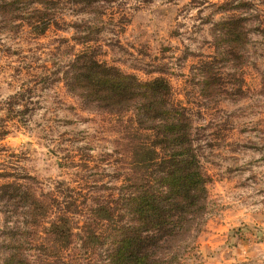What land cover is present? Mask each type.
Listing matches in <instances>:
<instances>
[{"label":"rangeland","instance_id":"1","mask_svg":"<svg viewBox=\"0 0 264 264\" xmlns=\"http://www.w3.org/2000/svg\"><path fill=\"white\" fill-rule=\"evenodd\" d=\"M46 3L48 10L38 0L17 9L18 19L0 13V260L18 224L32 260L97 262L98 241L87 236L110 222L90 208L114 201L129 171L130 113L111 114L66 89L63 71L90 46L139 79L166 78L190 115L208 175L206 211L164 264H264V0ZM33 7L51 17L39 20ZM229 17L244 18L247 33L236 66L216 47V23ZM204 60L221 72L214 90L198 84ZM16 190L28 199L18 203ZM31 198L45 202L44 217L41 208L27 212ZM56 214L72 232L59 257L42 252L51 243L33 232Z\"/></svg>","mask_w":264,"mask_h":264},{"label":"trees","instance_id":"2","mask_svg":"<svg viewBox=\"0 0 264 264\" xmlns=\"http://www.w3.org/2000/svg\"><path fill=\"white\" fill-rule=\"evenodd\" d=\"M33 1L0 0L1 16L18 19L16 15L20 14L16 10L26 9ZM52 1L38 0L47 10L46 2ZM32 9L39 20L51 17V12ZM30 18H26L27 24L31 23ZM243 19L229 17L216 23V47L232 60L233 66L241 58L238 53L247 41ZM87 39L91 38L86 36ZM213 62L204 60L197 66L201 75L198 84L204 90H214L216 84H222L221 72L214 69ZM63 82L68 91L86 104L122 117L130 113L125 119L130 133L129 171L114 201L111 198L106 204L90 208L92 214L110 222L106 232L88 233L87 238L98 241L97 248L92 249H98L96 264H164L176 259L174 248L206 211L208 175L194 143L190 115L174 102L168 80L163 76L139 79L102 61L93 48L86 46L71 58L63 71ZM12 197L18 203L28 199L17 190ZM26 207L27 212L41 208V218L46 215L43 200L31 198ZM69 224L65 214H56L41 231L33 230L35 237L42 234V239L51 243L40 247L42 252L62 255L72 236ZM17 225L7 230L0 264H54L32 260L26 254V232Z\"/></svg>","mask_w":264,"mask_h":264}]
</instances>
